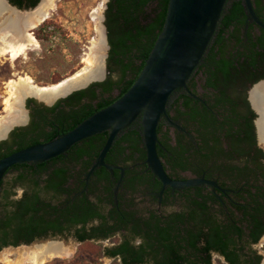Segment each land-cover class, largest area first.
Here are the masks:
<instances>
[{
	"label": "flooded vegetation",
	"instance_id": "af4514ba",
	"mask_svg": "<svg viewBox=\"0 0 264 264\" xmlns=\"http://www.w3.org/2000/svg\"><path fill=\"white\" fill-rule=\"evenodd\" d=\"M164 3L105 0L98 16L102 73L55 98L24 96L21 119L0 133V159L56 139L117 99L158 38ZM128 58L137 60L135 73L120 61ZM263 83L264 0H225L201 60L171 93L155 129L166 177L192 184L172 187L155 175L138 116L114 137L102 163L110 131L47 161L10 167L0 180V252L94 242L104 244L102 254L111 262L123 264V258L104 252L123 247L127 264L154 257L164 264L162 243L180 234L193 245H209L210 264H261L263 113L253 94ZM81 90L80 100L69 99ZM130 252L142 258L132 261ZM199 255L191 248L192 259Z\"/></svg>",
	"mask_w": 264,
	"mask_h": 264
},
{
	"label": "water",
	"instance_id": "95a60500",
	"mask_svg": "<svg viewBox=\"0 0 264 264\" xmlns=\"http://www.w3.org/2000/svg\"><path fill=\"white\" fill-rule=\"evenodd\" d=\"M225 0H169L163 29L132 86L116 101L56 139L16 151L0 159V180L12 166L41 163L64 154L93 135L110 131L100 163L115 136L141 116L147 163L164 185H191L168 179L156 156V125L171 93L185 85L213 35ZM29 12L34 10H19ZM39 26V25H38ZM88 81L80 86H84Z\"/></svg>",
	"mask_w": 264,
	"mask_h": 264
},
{
	"label": "rangeland",
	"instance_id": "374dc122",
	"mask_svg": "<svg viewBox=\"0 0 264 264\" xmlns=\"http://www.w3.org/2000/svg\"><path fill=\"white\" fill-rule=\"evenodd\" d=\"M104 2L58 0L52 17L46 20L50 24L44 33H39L43 40L39 41L34 34L41 24L31 31L38 45L29 46L25 54L15 60L9 56L0 57V118L7 114L5 101L10 98L12 84L19 79L31 77L36 85L49 87L72 78L86 68L85 60L91 55L93 45L102 40L98 16ZM46 33L48 37H44ZM261 141L264 140L261 138ZM260 244H264V237ZM103 245L87 242L69 248L65 256L52 258L45 264H117V261L111 262L103 256ZM40 251L39 248L3 250L0 252V264H36ZM261 255V264H264L263 251Z\"/></svg>",
	"mask_w": 264,
	"mask_h": 264
},
{
	"label": "bare ground",
	"instance_id": "6f19581e",
	"mask_svg": "<svg viewBox=\"0 0 264 264\" xmlns=\"http://www.w3.org/2000/svg\"><path fill=\"white\" fill-rule=\"evenodd\" d=\"M58 0H41L40 4L32 11H17L10 7L6 0H0V57L9 56L12 60L25 54L31 45H38L32 30L45 22L55 10ZM103 42L93 45L91 55L86 58V68L70 79L49 87H40L31 77H23L11 86L10 98L5 101L6 116L0 118V133L10 124L20 120L22 100L24 94L40 95L44 99L55 98L57 95L70 91L72 87L80 86L90 78H97L101 72V52ZM101 72V73H100ZM253 100L258 109L263 113L260 120V138L264 140V83L259 85L253 94ZM18 120V121H19ZM36 264H45L52 258L63 257L68 252L56 243H51L39 248Z\"/></svg>",
	"mask_w": 264,
	"mask_h": 264
},
{
	"label": "trees",
	"instance_id": "16d2710c",
	"mask_svg": "<svg viewBox=\"0 0 264 264\" xmlns=\"http://www.w3.org/2000/svg\"><path fill=\"white\" fill-rule=\"evenodd\" d=\"M40 0H8V2L20 9V10H29V9H33L37 6V4L39 3ZM168 3L169 0H165L164 3V11H165V17H164V22H165V18H166V14H167V9H168ZM164 22L163 25L161 27V31L163 29L164 26ZM49 21H45L43 22L38 28H37V32H34V34L36 35V38L41 41L43 40V36H40L39 33H44L45 32V28H47V26L49 25ZM160 31V33H161ZM159 33V34H160ZM48 33H46V35L44 37H48ZM159 36V35H158ZM157 36V37H158ZM154 43L150 44L149 48L147 49V53L146 56L144 58L141 59V66L138 69V72L136 74L135 70L132 69V66L134 65L135 59L133 58H128L127 60L125 59H120L121 63L129 68L132 73V70H134V77L129 83H126V87L124 88V90L122 91L121 95H119L118 98H120L134 83V81L137 79V77L139 76V74L141 73L144 65H145V61L148 58L150 52H151V48L154 47ZM124 61H127V63H124ZM108 77H110V74L108 75ZM126 77V75H121V78L124 79ZM59 81H53L52 83H57ZM107 91V90H106ZM86 93V90H81V91H77L75 93H73L69 99H76L77 101L80 100L81 96ZM117 99H115L114 101H116ZM114 101H112L111 103H108L107 105H105V107L109 106L110 104H112ZM105 107H103L102 109H104ZM100 109V110H102ZM95 113V112H94ZM93 113H89L88 115H86V117L91 116ZM83 121V120H82ZM80 121V122H82ZM12 223V218H9L7 220L6 223H4V226H10ZM260 236V235H259ZM259 236L256 237L255 241L258 240ZM163 245V253H162V262L164 264H210V260L207 254H205L206 252L210 251V246L205 244L202 247L193 245V243L191 241L188 240L187 235L185 236H181L179 234V240H177L176 242H174L172 239L168 240V241H164V243H162ZM191 248H195L197 253H204V255H199L198 258H194L192 259L190 257V253H191ZM125 248L121 247L118 250H107L106 252H104V254H109L112 256H115L116 254H120L123 258V264H127V254L124 250ZM264 249V246H263ZM148 255H152L155 254V252H153V250H150L147 252ZM129 255H132L133 260L132 261H138L142 258V256H140V253H132L130 252ZM158 257V256H157ZM152 260H154L153 262L149 261L146 264H158L156 263L157 259L154 257ZM117 264H120L117 262ZM161 264V263H160Z\"/></svg>",
	"mask_w": 264,
	"mask_h": 264
}]
</instances>
